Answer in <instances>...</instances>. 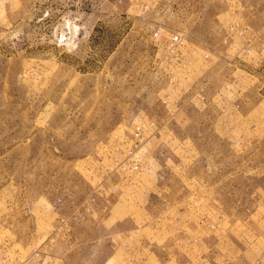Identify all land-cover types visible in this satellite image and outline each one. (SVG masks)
Instances as JSON below:
<instances>
[{
    "label": "rangeland",
    "instance_id": "1",
    "mask_svg": "<svg viewBox=\"0 0 264 264\" xmlns=\"http://www.w3.org/2000/svg\"><path fill=\"white\" fill-rule=\"evenodd\" d=\"M181 236L264 264V0H0V264Z\"/></svg>",
    "mask_w": 264,
    "mask_h": 264
},
{
    "label": "crops",
    "instance_id": "2",
    "mask_svg": "<svg viewBox=\"0 0 264 264\" xmlns=\"http://www.w3.org/2000/svg\"><path fill=\"white\" fill-rule=\"evenodd\" d=\"M184 208L185 206H181L180 208H177L176 210L179 212H183ZM180 238L181 240L182 239L186 240L189 243L184 252H178L179 249L176 251H173L171 249L172 246L164 245V249L169 247V250H167L168 257H166L165 259H162L160 256H158V254H156V252L151 253L147 251V249L144 247L142 248L143 250L141 252V254L144 257L141 261L142 264H181L179 263L181 261L183 262L185 261L187 262V264H190L188 262H192L194 260L199 262V264H206L208 257L206 255H203L202 238L196 241L194 245L191 244L190 237L182 238L181 236ZM122 254H123V251L121 252V255Z\"/></svg>",
    "mask_w": 264,
    "mask_h": 264
},
{
    "label": "built area",
    "instance_id": "3",
    "mask_svg": "<svg viewBox=\"0 0 264 264\" xmlns=\"http://www.w3.org/2000/svg\"><path fill=\"white\" fill-rule=\"evenodd\" d=\"M175 39H178V37L176 36Z\"/></svg>",
    "mask_w": 264,
    "mask_h": 264
}]
</instances>
